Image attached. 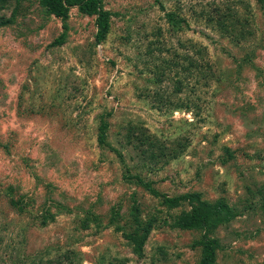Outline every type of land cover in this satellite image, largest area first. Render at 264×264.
<instances>
[{
  "label": "rangeland",
  "instance_id": "374dc122",
  "mask_svg": "<svg viewBox=\"0 0 264 264\" xmlns=\"http://www.w3.org/2000/svg\"><path fill=\"white\" fill-rule=\"evenodd\" d=\"M214 1L102 0L112 16L99 43L97 16L72 7L65 28L41 0H0V264H198L192 245L204 232L176 226L194 204L169 207L123 180V163L142 161L126 136L142 133L181 153L142 171L160 193H198L240 212L210 234L216 264H264V0L229 3L249 8L253 35L240 44L206 24ZM193 46L202 67L192 74L178 59L160 82L156 64ZM132 195L141 219L155 221L142 258L111 222L113 210L128 216Z\"/></svg>",
  "mask_w": 264,
  "mask_h": 264
},
{
  "label": "trees",
  "instance_id": "16d2710c",
  "mask_svg": "<svg viewBox=\"0 0 264 264\" xmlns=\"http://www.w3.org/2000/svg\"><path fill=\"white\" fill-rule=\"evenodd\" d=\"M231 2L232 0H215L213 6L210 7L209 10L205 9L203 17H206L205 21L208 27H211L228 38L238 40V44H240L243 40H246L253 35V32L248 30L250 27V21L248 18L249 8L247 10L245 8L247 14L245 12V14L242 15L236 11V8L230 7L229 3ZM238 2L240 1H235L234 5L238 6ZM41 3L52 13V15L63 21L65 28V22L68 19V12L72 7H76L84 15L97 16L96 23L98 26V33L96 38L99 43L106 39L110 31V18L112 13L104 9L102 6V0H41ZM240 3L246 5L243 0H241ZM166 19L173 31L180 32L183 30V26L181 25L182 18L178 13H166ZM63 38L64 35L61 36L60 40H57V43L61 44ZM193 48H195V46L191 49V55L180 56L175 52L173 58L163 59L160 62V65L156 64V71H159L158 73L161 74L159 75V81L162 82V78L166 76L165 72L171 71L173 68L179 66L180 62L178 59L181 58L183 61H188L189 64H191V66L187 67V71L190 73L194 74L190 69L191 67L193 70L201 68V63H199V60L195 57V51ZM158 49L162 51L159 47ZM161 107H167V105ZM105 117L106 116L101 117L100 135L98 137L99 144L103 147L108 146L107 130L109 129V124L108 121L105 120ZM153 137L154 136L146 137L144 133L139 134L136 137L134 134L126 136V144L139 152L142 161L139 166H135L134 168L129 167L122 162L123 180L129 185H133L137 188H144L155 197L162 198L163 202L169 207L177 208L184 203L182 201L190 200V202L194 204L193 208L177 218L176 226L185 231L194 230L204 232L203 236L199 240L194 241L192 245L194 249H201V258L198 264H216V255L217 250L219 249V244L217 240L211 238L210 234L214 233L219 226L230 223L231 220L240 215V212L229 206L228 202L223 199L210 202L203 200L202 195L198 193L186 194L176 198H170L167 195L160 193L154 186V182L146 180L142 176V171L148 169L147 172L149 173H151V171L158 172L170 160L179 157L181 153H179V150L177 151V149L170 147L168 143L160 142L158 138ZM121 158L123 159V156H121ZM258 193H260L258 196L264 197V185L259 188ZM131 197L135 202L128 216L126 217L123 215L120 212L121 210H113L111 222H119L121 224V226H116L115 230L121 232L123 238L127 241V244L132 248V252L139 258H142L145 253V244L154 228L155 221L153 218L148 221L141 219V211L136 204L138 200L133 197V195ZM56 207L59 211L72 212L68 206H64L61 203L56 204ZM89 211L92 213V209L87 210V215L84 218L82 217V225L84 228H90L88 223L95 221V218H97L90 217L91 213ZM55 219L56 215L45 216L42 223L45 225L49 222H54ZM125 219L127 222L124 224L123 220ZM130 220L133 221L132 224H130Z\"/></svg>",
  "mask_w": 264,
  "mask_h": 264
}]
</instances>
